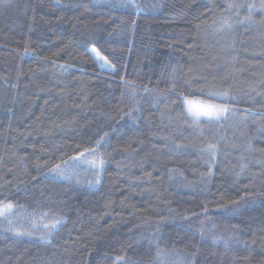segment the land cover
<instances>
[{
	"label": "trees",
	"instance_id": "trees-1",
	"mask_svg": "<svg viewBox=\"0 0 264 264\" xmlns=\"http://www.w3.org/2000/svg\"><path fill=\"white\" fill-rule=\"evenodd\" d=\"M0 202V264H264V0H0Z\"/></svg>",
	"mask_w": 264,
	"mask_h": 264
},
{
	"label": "snow or ice",
	"instance_id": "snow-or-ice-1",
	"mask_svg": "<svg viewBox=\"0 0 264 264\" xmlns=\"http://www.w3.org/2000/svg\"><path fill=\"white\" fill-rule=\"evenodd\" d=\"M95 51V49H94ZM101 59L105 60L107 62L106 57H101ZM205 95L203 90H200L199 95H192L184 96L181 94V104L182 107L185 109L186 114L190 115L194 121H198L201 117L207 118L209 120L215 118L219 119L221 118L227 111V107L221 104H216L212 102V98H220L223 99L228 96L227 92H209L207 93V96L209 99H203L202 97ZM103 139V138H101ZM100 141H97V145H99ZM208 150L210 152H215V146L209 145ZM87 151H93L95 152V149L92 150H85ZM84 153H80V156H83ZM93 166L103 167L104 160L103 158H100L98 161L93 160L90 162ZM59 168V165L56 166ZM13 208V205L11 203L3 204L0 202V215L5 214L9 210ZM60 221L56 220L52 227H55L56 224H59Z\"/></svg>",
	"mask_w": 264,
	"mask_h": 264
},
{
	"label": "rangeland",
	"instance_id": "rangeland-1",
	"mask_svg": "<svg viewBox=\"0 0 264 264\" xmlns=\"http://www.w3.org/2000/svg\"><path fill=\"white\" fill-rule=\"evenodd\" d=\"M214 50H215V46H214ZM91 55L93 57V59L95 60V62L98 64L99 68L103 71H112V66L108 63V62H105V60L101 59L102 56H100L97 51L94 49L91 50ZM229 111V110H228ZM227 111V112H228ZM225 115V114H224ZM223 115V116H224ZM190 116V115H189ZM191 117V116H190ZM192 118V117H191ZM193 119V118H192ZM202 120L203 122H206V123H210V124H215V122H212V121H215L217 119L213 118L211 119L212 121H210L209 119L207 118H204V117H201L198 121ZM205 120V121H204ZM198 121H195V122H198ZM14 208V207H13ZM13 208L11 210H9L8 212H6L5 214L1 215L2 217L3 216H6V215H11L12 214V211H13ZM39 239L41 240H47L46 236L45 237H39Z\"/></svg>",
	"mask_w": 264,
	"mask_h": 264
}]
</instances>
